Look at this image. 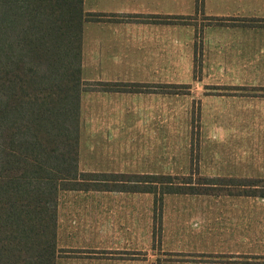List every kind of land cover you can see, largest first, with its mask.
I'll use <instances>...</instances> for the list:
<instances>
[{
	"label": "crops",
	"instance_id": "crops-1",
	"mask_svg": "<svg viewBox=\"0 0 264 264\" xmlns=\"http://www.w3.org/2000/svg\"><path fill=\"white\" fill-rule=\"evenodd\" d=\"M82 5L97 17L84 21L81 32V79L88 88L79 99V172L155 174L129 172L116 162L192 153L196 137L202 151L204 136H221L228 124H239L223 116L222 105L237 109L264 89V0H83ZM102 83L124 86L106 91ZM133 84L143 87L129 90ZM166 85L186 88L169 92ZM182 195L234 211L187 217L196 240L187 251L166 254L174 252L181 264H264V197ZM153 196L60 190L56 246L62 252L55 264L168 259L161 254L166 219L161 217L157 230Z\"/></svg>",
	"mask_w": 264,
	"mask_h": 264
},
{
	"label": "trees",
	"instance_id": "trees-1",
	"mask_svg": "<svg viewBox=\"0 0 264 264\" xmlns=\"http://www.w3.org/2000/svg\"><path fill=\"white\" fill-rule=\"evenodd\" d=\"M82 4L0 0V264H55L62 252L56 246L60 190L153 193L157 230L166 194H217L216 188L234 186L244 190L229 194L264 197L260 178L202 177L194 184L193 173L78 171L79 99L88 88L81 79V32L84 21L97 17ZM119 86L124 85L100 88ZM142 87L133 84L129 90ZM163 88L177 92L186 86Z\"/></svg>",
	"mask_w": 264,
	"mask_h": 264
},
{
	"label": "rangeland",
	"instance_id": "rangeland-1",
	"mask_svg": "<svg viewBox=\"0 0 264 264\" xmlns=\"http://www.w3.org/2000/svg\"><path fill=\"white\" fill-rule=\"evenodd\" d=\"M201 8V3L198 4ZM262 13V12H261ZM88 84V83H87ZM252 92V91H250ZM252 98L247 96L238 103V108L228 109V104L222 105L221 113L225 117H236L235 125L228 124L224 133L210 135L203 143L202 151L198 149L200 143L198 137L195 139V152H179L178 157H173L171 152H163L162 157H125L118 159L116 164H122L123 169H129V172H138L139 170H148L155 174H178L188 175L193 173L192 181L200 182L202 177L209 179L232 178V179H264V89L253 91ZM257 96L258 98H255ZM209 110L213 113V107ZM219 140V141H217ZM198 142V143H197ZM169 146L171 143H164ZM116 161V160H115ZM111 162V166L114 162ZM180 181V180H175ZM247 191L252 188L244 187ZM215 189V188H214ZM244 190L242 187L221 186L214 191L217 194L207 195H230L235 196L238 191ZM258 197V196H255ZM209 200H202L194 196L179 194H169L162 199L161 217L166 219V229L164 235V248L162 255L168 259H160V264H181L177 261V256L168 253L169 249L173 251H187L192 247V242L196 240L184 222L191 215H211L220 211V214L229 215L233 209L228 206L223 208H214L213 204L207 203ZM195 202L197 204L195 205ZM190 234V235H189ZM155 236L158 238L159 234ZM176 255V254H175Z\"/></svg>",
	"mask_w": 264,
	"mask_h": 264
}]
</instances>
